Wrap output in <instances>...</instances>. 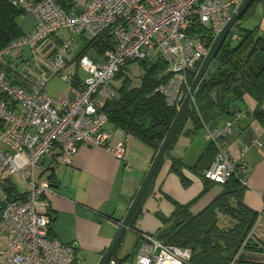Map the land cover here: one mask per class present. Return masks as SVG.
<instances>
[{
    "label": "built area",
    "instance_id": "2783aa9c",
    "mask_svg": "<svg viewBox=\"0 0 264 264\" xmlns=\"http://www.w3.org/2000/svg\"><path fill=\"white\" fill-rule=\"evenodd\" d=\"M10 1L33 15L36 24L0 50V65L16 47L36 48L63 33L68 37L55 54L54 73L40 75L31 88L10 82L0 70V264H84L74 244L48 236L49 216L42 209L52 182L37 176L43 156L59 147V164L70 165L79 146L86 145L104 148L125 161L130 139L107 130L109 117L102 111L110 96V90L103 91L117 71L129 62L164 61L171 77L157 91L170 105L177 104L185 88H190L188 73L199 68L215 37L245 0H88L85 4L75 2L70 9L56 0ZM197 25L209 32L212 40L196 35ZM109 29L113 47L99 60L83 55L77 71H67L77 37L94 38ZM231 34L240 38L236 25ZM77 76L80 84H75ZM55 77L68 88L52 96L49 85ZM246 115L243 110L221 126L204 124L205 140L217 150L214 161L203 171L206 178L225 183L235 174L249 187L245 174L248 147L244 146L236 159L228 150V137L233 135L237 119ZM257 143L261 145L259 140ZM10 179L22 183L24 200L9 199L3 185ZM256 224L237 256L251 241ZM141 236L134 258L121 261L112 257L107 264H189L191 249L169 244L154 234Z\"/></svg>",
    "mask_w": 264,
    "mask_h": 264
},
{
    "label": "crops",
    "instance_id": "0c3cea01",
    "mask_svg": "<svg viewBox=\"0 0 264 264\" xmlns=\"http://www.w3.org/2000/svg\"><path fill=\"white\" fill-rule=\"evenodd\" d=\"M35 24L36 18L26 14L21 27L27 33ZM256 24L263 32V8H259L255 20L246 22V26L250 28ZM66 36L67 34L63 33L61 38L51 37L32 49L28 45L14 48L11 55L0 65V70L10 82L31 88L40 75L54 73L55 54ZM83 42L85 38L75 43L73 57L68 60L67 71H77L78 61L75 60L74 54ZM25 46L31 49L32 57L26 53ZM89 55L96 59L101 58L94 52ZM127 74L132 78L129 73ZM54 80L55 85L53 87L49 85L50 92L55 91L52 96L68 88L60 78L55 77L52 82ZM139 81L140 78L134 80V84ZM121 82L114 79L108 90L121 86ZM108 90H104L103 93H107ZM231 106L235 111L247 110V116L239 120L234 134L228 137V150L231 157L236 159L242 148L248 147L245 174L249 187L244 198L247 205L259 214L251 238V243L255 247L246 249L243 258L250 264H264V103L260 104L251 95L246 94ZM225 119L219 123L222 124ZM106 129L115 134L118 132L111 122L106 124ZM193 129V123L187 122L175 144L165 154L155 185L146 196L136 220L135 227L141 233L155 235L162 233L163 228L169 226L170 222L163 223L158 215L161 213L168 218L174 210L171 200L167 199L168 196L179 203H187L203 190V178L185 170V174L192 180L191 185L185 187L180 177L171 171L173 158H181L185 165L190 167L197 163L207 148L208 143L204 132L202 134L203 129L195 132ZM187 130L192 132L184 133ZM129 139V153L125 161L117 159L104 148L80 145L72 164H59L60 148L56 147L53 152L43 156L37 168L39 179L55 180L51 191L44 197L46 205L42 209L55 216L54 235L64 243L74 244L84 264H99L155 158L154 147L135 136ZM258 140L261 145L257 143ZM21 184L20 181L17 182L19 188ZM141 242L142 239L134 229H127L123 244L118 248L115 258L121 261L134 258Z\"/></svg>",
    "mask_w": 264,
    "mask_h": 264
},
{
    "label": "trees",
    "instance_id": "16d2710c",
    "mask_svg": "<svg viewBox=\"0 0 264 264\" xmlns=\"http://www.w3.org/2000/svg\"><path fill=\"white\" fill-rule=\"evenodd\" d=\"M56 2L61 7L70 9L76 1L56 0ZM259 8L264 9V0H253L241 20L236 23L240 34V38L235 39L238 43L232 45L231 34L221 48L211 65L212 72L206 74L194 94V102H191L185 123L179 127L174 144L189 121L193 123V132H195L202 129L204 124L216 127L232 119L237 112L243 110H232L231 105L244 98L246 94L251 95L260 104L264 103V31L262 32L257 24L251 28L244 26L246 22L256 19ZM24 15H26L25 11L10 0H0V50L26 34L20 23ZM194 29L196 35L212 40L209 32L201 26L197 25ZM80 36L85 38V42L74 54L76 61L91 52L102 58L105 51L113 47L114 38L111 29L94 38H87L84 35L78 37ZM71 55L69 60L73 57V54ZM136 62L144 69L140 81L135 85L134 80L127 74L130 63L135 61L121 67L111 80V82L114 79L121 80V86L110 89V96L105 98L102 111L108 115L109 122L114 124L118 131L125 133V137L135 136L154 147L157 153L190 88H185V95L180 102L170 105L166 96L157 91L158 87L167 83L171 77L166 71L167 64L162 60ZM198 69L188 73L190 87ZM74 81L75 84H80L81 79L77 76ZM217 88L221 90L220 105L210 98V93ZM244 111L247 114V110ZM224 118L226 119L220 124L219 121ZM240 119H237V124ZM191 132L187 130L184 133ZM216 153L215 145L208 143L197 163L190 167L185 165L181 158H173L171 171L180 177L185 187L192 183L185 174L187 170L203 178L204 188L197 197L187 203H179L168 196L167 199L171 200L174 210L168 218L161 213L158 215L163 223L169 221L170 224L163 228L162 233L155 235L169 244L191 249L189 264H250L244 260L243 252L255 247L251 241L245 244L238 256L237 254L259 214L245 202L247 187L237 175L234 174L225 183H217L203 175V171L214 161ZM50 179L54 184L55 180ZM3 187L10 200L21 201L26 197L12 179ZM45 213L49 216L48 236L55 237L53 231L55 216L53 213ZM135 224L136 221L130 228L134 229L142 239V233Z\"/></svg>",
    "mask_w": 264,
    "mask_h": 264
},
{
    "label": "water",
    "instance_id": "95a60500",
    "mask_svg": "<svg viewBox=\"0 0 264 264\" xmlns=\"http://www.w3.org/2000/svg\"><path fill=\"white\" fill-rule=\"evenodd\" d=\"M253 0H245L243 6L239 10V12H236L233 14L232 18L227 22L225 27L222 29V31L215 37L208 54L206 55L205 59L201 63L197 74L194 78V81L186 94L179 110L177 113V116L168 131L160 149L155 155V158L153 160V163L147 172L129 210L125 218L120 222L119 230L114 237L113 241L105 251L104 255L102 256L99 264H107L109 259H111L117 252L118 248H120L123 244L125 235L127 234V229L131 227V225L137 220L138 216L141 213V209L143 206V203L145 201V198L148 194L151 193L155 182L157 175L159 171L162 168V164L164 161V157L166 152L170 147L174 145V141L176 139V134L179 131V127L185 123V116L189 113L191 109V101L194 97L195 92L197 91L199 84L206 76L207 72L209 71L213 61L218 56L221 48L231 35L233 27L238 23L245 11L248 9V7L252 4ZM192 31L191 28H188V32L190 33ZM210 98L213 102H215L217 105L221 104V90L219 88L213 90L210 93ZM117 136L119 138H124L125 133L118 131ZM53 186V184H52ZM56 187V185H54Z\"/></svg>",
    "mask_w": 264,
    "mask_h": 264
},
{
    "label": "rangeland",
    "instance_id": "374dc122",
    "mask_svg": "<svg viewBox=\"0 0 264 264\" xmlns=\"http://www.w3.org/2000/svg\"><path fill=\"white\" fill-rule=\"evenodd\" d=\"M76 2H80V3H82V4H85L86 2H87V0H75ZM23 20H24V16L20 19V23H22L23 22ZM244 26L246 27V23L244 24ZM68 37V35L65 37V38H67ZM81 40H83V37H78V41H81ZM230 41H231V43H232V45H236L237 43H238V41L237 40H235L233 37L232 38H230ZM56 42L58 43V40H56ZM76 44H77V42H76ZM76 44H74V46H73V50L75 49V46H76ZM31 49H32V47L31 46H29ZM28 46H25V49H26V53L27 54H29V56H31L32 57V51H31V49L29 48ZM18 49H21V48H18ZM15 51H18V50H15ZM211 68V67H210ZM127 69V68H126ZM212 71L209 69V71L207 72L208 74H210ZM127 73H129L131 76H132V78L134 79V80H136V79H138V78H140V75H141V73H144V69H143V67H142V65L140 64V63H138V62H135V63H130V66H129V68L127 69ZM207 74V75H208ZM55 79V78H54ZM55 85V80H54V82H52V84L50 83V86L51 87H53ZM49 86V87H50ZM110 86L108 85L107 87H106V90L109 88ZM49 91H50V89H49ZM55 91H51L50 93L52 94V93H54ZM203 129V131H202V134H203V132H204V137H205V129L204 128H202ZM130 246V245H129ZM129 248V247H128Z\"/></svg>",
    "mask_w": 264,
    "mask_h": 264
}]
</instances>
